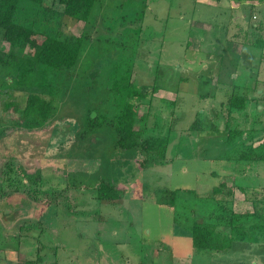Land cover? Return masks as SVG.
Returning a JSON list of instances; mask_svg holds the SVG:
<instances>
[{
  "label": "rangeland",
  "instance_id": "obj_1",
  "mask_svg": "<svg viewBox=\"0 0 264 264\" xmlns=\"http://www.w3.org/2000/svg\"><path fill=\"white\" fill-rule=\"evenodd\" d=\"M63 12V0L20 3L21 21L87 36L47 121L23 111L31 92L52 87L31 84L24 66L0 65V264H264V241L205 250L191 231L221 216L217 204L243 208L236 176L264 195V161L238 163L226 143L235 127L263 135L264 0H98L89 24ZM0 47L10 48L1 35ZM128 72L148 92L136 100L147 115L136 128L170 136L162 164L145 167L143 153L117 147L125 101L112 76ZM233 94L246 95L245 108L229 111ZM88 136L102 142L92 147ZM78 142L84 154L69 155ZM103 181L118 198L97 197ZM164 187L178 189L175 206L157 202Z\"/></svg>",
  "mask_w": 264,
  "mask_h": 264
},
{
  "label": "trees",
  "instance_id": "obj_2",
  "mask_svg": "<svg viewBox=\"0 0 264 264\" xmlns=\"http://www.w3.org/2000/svg\"><path fill=\"white\" fill-rule=\"evenodd\" d=\"M23 1H31L41 5L44 0H0V35L10 45L8 49L0 47V65L8 63L15 66H24L27 68L26 76L30 79L31 84H39V82L44 81V86L52 87V92H49V95H45L42 92H31L23 111L27 118L35 117L37 120L47 121L55 108V92L57 91L55 85L58 84L59 88H63L64 85L66 87L72 80L75 69L79 65L87 36L62 33L52 34L51 27L40 29L36 26L35 21H21L19 12L20 3ZM97 1L63 0V14L70 18L72 22L82 21L85 24H89ZM257 26L258 24L253 25V29H256ZM258 45L263 47L264 40L261 39ZM28 47L32 51L24 55L23 51ZM129 72L125 76H112L113 85L111 87L116 90L123 89L125 101L119 112L115 114L117 115L114 122L117 147L124 151L138 150L143 153V164L145 167L162 164L167 157L170 136L136 128L138 121L145 122L147 119L145 113H140L136 100L147 98L148 92L144 88L138 87L135 81L130 79ZM2 92L6 97L13 95L11 87L3 89ZM245 96L233 94L230 98L229 111L236 112V110L245 108L248 101ZM11 103H14V101ZM64 103H61V105ZM97 113L101 118L103 114H100L99 111ZM3 114L4 112L0 111V115ZM64 118L65 115L60 114L59 111L56 119ZM98 119L99 117L94 118L89 115L90 125L92 126ZM77 120L80 121L79 119ZM196 128L198 127H193V129ZM253 131L246 132L240 127H235L230 131V136L226 143L230 150H237L238 155L234 159L238 163L252 159L264 161V142L256 147L249 143L255 138ZM99 137L101 138L102 136ZM91 138L92 136H88L87 140L92 147H97L96 145L102 142V140H98L93 143ZM80 141L82 142V138ZM83 149L82 143L78 142L73 147V152L69 155L77 151L76 156H82L84 154ZM238 188L246 194V198L252 200L254 209L252 211L238 212L231 208L232 202H222L228 205L217 204L216 206L222 214L218 216L216 221H196L193 223L191 231L194 247L223 251L231 248L236 241H264V195L258 200V192L256 190L253 192L242 186ZM216 190L220 191L219 188ZM231 193L232 191L230 195ZM120 194L121 190L115 188L111 183L103 181L98 188L97 197L110 200L118 198ZM177 194L178 189L159 188L156 190L157 202L175 206L177 204ZM219 224L228 227V231L224 233L218 231L217 225Z\"/></svg>",
  "mask_w": 264,
  "mask_h": 264
},
{
  "label": "crops",
  "instance_id": "obj_3",
  "mask_svg": "<svg viewBox=\"0 0 264 264\" xmlns=\"http://www.w3.org/2000/svg\"><path fill=\"white\" fill-rule=\"evenodd\" d=\"M217 4H219L218 2H216V4H215V6L217 5ZM255 25H257V24H255ZM262 26H263V24H262ZM255 130H260V129H258V128H256ZM255 138H254V140L252 141V142H249V143H252L253 144V146L254 147H256V146H258L259 144H261L262 142H264V128H263V135H256L255 134V136H254ZM248 162H252V164H250L251 166H250V168H253L256 164L257 165H261V162L262 161H260V160H256V159H252V160H248ZM241 174V175H243V176H246V175H248L247 174V172H246V170H241V171H238L237 173H236V175L237 174ZM236 183H237V187H239L240 185H239V183L237 182V176H236ZM242 187H244V186H242ZM247 188V187H246ZM261 188L263 189L262 190V192H264V185L263 186H261ZM241 189H239V191H240ZM250 191H255V190H257V189H255V188H253V189H249ZM242 192V191H241ZM244 193V192H243ZM244 195V199L243 200H236V202L239 204V205H243L244 204V202H246V204L243 206V208H247L246 210H244L243 211V208L240 210V209H238V210H236V211H243V212H246V211H252L253 209H254V205H253V202H252V200H249L248 198H246V194L244 193L243 194Z\"/></svg>",
  "mask_w": 264,
  "mask_h": 264
},
{
  "label": "water",
  "instance_id": "obj_4",
  "mask_svg": "<svg viewBox=\"0 0 264 264\" xmlns=\"http://www.w3.org/2000/svg\"><path fill=\"white\" fill-rule=\"evenodd\" d=\"M95 115H96V112H93V113H92V117H94Z\"/></svg>",
  "mask_w": 264,
  "mask_h": 264
}]
</instances>
